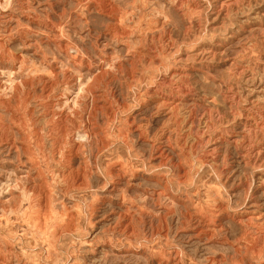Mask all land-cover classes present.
I'll list each match as a JSON object with an SVG mask.
<instances>
[{"label": "rangeland", "instance_id": "1", "mask_svg": "<svg viewBox=\"0 0 264 264\" xmlns=\"http://www.w3.org/2000/svg\"><path fill=\"white\" fill-rule=\"evenodd\" d=\"M0 264H264V0H0Z\"/></svg>", "mask_w": 264, "mask_h": 264}]
</instances>
